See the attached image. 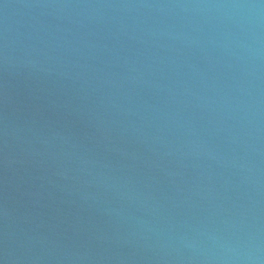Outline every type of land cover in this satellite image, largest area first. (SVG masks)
<instances>
[{
	"label": "water",
	"instance_id": "obj_1",
	"mask_svg": "<svg viewBox=\"0 0 264 264\" xmlns=\"http://www.w3.org/2000/svg\"><path fill=\"white\" fill-rule=\"evenodd\" d=\"M0 264H264V0H0Z\"/></svg>",
	"mask_w": 264,
	"mask_h": 264
}]
</instances>
